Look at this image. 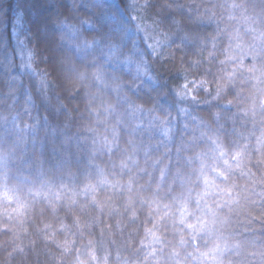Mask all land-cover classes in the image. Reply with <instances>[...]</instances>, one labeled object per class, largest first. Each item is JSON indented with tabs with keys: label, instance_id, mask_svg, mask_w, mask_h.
Wrapping results in <instances>:
<instances>
[{
	"label": "clouds",
	"instance_id": "clouds-1",
	"mask_svg": "<svg viewBox=\"0 0 264 264\" xmlns=\"http://www.w3.org/2000/svg\"><path fill=\"white\" fill-rule=\"evenodd\" d=\"M12 23L0 264H264V0H27Z\"/></svg>",
	"mask_w": 264,
	"mask_h": 264
},
{
	"label": "trees",
	"instance_id": "trees-1",
	"mask_svg": "<svg viewBox=\"0 0 264 264\" xmlns=\"http://www.w3.org/2000/svg\"><path fill=\"white\" fill-rule=\"evenodd\" d=\"M27 3V0H8L7 21L0 22V43L14 46L17 40V27L12 23L15 9L18 5ZM42 15V14H41Z\"/></svg>",
	"mask_w": 264,
	"mask_h": 264
}]
</instances>
